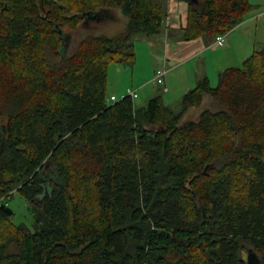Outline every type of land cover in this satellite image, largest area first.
I'll return each mask as SVG.
<instances>
[{
	"label": "trees",
	"instance_id": "trees-1",
	"mask_svg": "<svg viewBox=\"0 0 264 264\" xmlns=\"http://www.w3.org/2000/svg\"><path fill=\"white\" fill-rule=\"evenodd\" d=\"M197 1L187 41L227 34L252 9ZM117 10L124 30L87 34L61 58L65 28ZM166 14L160 0H0V264H249V251L264 264V48L216 86L201 79L181 112L161 94L139 111L128 95L106 100L109 66L133 64L132 37ZM205 95L224 109L183 122ZM15 193L33 231L12 221Z\"/></svg>",
	"mask_w": 264,
	"mask_h": 264
},
{
	"label": "crops",
	"instance_id": "crops-1",
	"mask_svg": "<svg viewBox=\"0 0 264 264\" xmlns=\"http://www.w3.org/2000/svg\"><path fill=\"white\" fill-rule=\"evenodd\" d=\"M165 2L168 8L162 23L163 33L160 35L162 51L155 63L150 61L148 69L144 68L145 74L142 81L138 83V87L149 95L153 90H148L146 83L161 65L167 70L164 86H162L163 91L168 94L167 97L175 94L181 97L194 88L201 79L206 77L210 82L215 77L220 79L223 70L238 65L241 60L248 58L255 50L264 47L258 38V22H255L264 13H251L236 28L224 34L222 45H216L214 44L215 39L209 42L203 38L187 41L183 37L189 6L192 3L198 4L197 0H166ZM254 25L257 26L254 28ZM135 70L136 68L132 74H135ZM108 95L110 96V94ZM138 98L139 96L136 99Z\"/></svg>",
	"mask_w": 264,
	"mask_h": 264
},
{
	"label": "rangeland",
	"instance_id": "rangeland-1",
	"mask_svg": "<svg viewBox=\"0 0 264 264\" xmlns=\"http://www.w3.org/2000/svg\"><path fill=\"white\" fill-rule=\"evenodd\" d=\"M160 1L167 11L168 7L167 3L165 2L166 0ZM250 3L252 4V9L246 18L251 13H264V0H250ZM117 11L119 17H117L116 20H107L102 18L99 21H96L95 18H91L89 21L84 22L83 25H81L76 31H72L70 28H65L64 32L62 33L63 44L60 48L61 58L65 59L67 56H69V54H71V52L79 44L80 40L87 34H105L112 36L124 30L128 17L125 16L121 10ZM255 22H258V38L260 40V44H264V14L259 17V20ZM257 25H254L253 27L255 28ZM163 29L164 26L162 25L159 31L156 33L148 34L143 31L137 32L132 37L136 49V59L134 63L130 65L112 63L109 66L108 93L110 96L115 95L119 100L128 94L129 89L136 90L139 96V98L135 100L136 109L138 111L141 109L140 107L147 106L149 100L152 97H155L159 94L164 95L163 100L165 104L175 112H181L183 109V95L178 97L175 94L171 97H167L168 94L163 91L162 85L153 83V77L155 76V73L153 77L146 83L148 90H153L151 95L138 87V83L142 81L145 70L148 69V63L150 61L155 63L156 58L160 56V52L162 51L160 35H162ZM49 59L51 62L56 61L52 55H49ZM244 60H241L238 65L235 66L242 65ZM159 67V69L164 68L163 65ZM135 68L136 72L135 74H132ZM218 82L219 77H215L211 80V84L213 86H216ZM204 109L217 111L224 109V105L214 97L205 95L201 105L191 107L184 113L182 121L185 122L199 120L200 114ZM8 204L14 210V216L12 217L13 223L17 225L25 224L33 231L35 216L30 204L25 200V198L22 195L15 193L14 196L8 200Z\"/></svg>",
	"mask_w": 264,
	"mask_h": 264
},
{
	"label": "built area",
	"instance_id": "built-area-1",
	"mask_svg": "<svg viewBox=\"0 0 264 264\" xmlns=\"http://www.w3.org/2000/svg\"><path fill=\"white\" fill-rule=\"evenodd\" d=\"M223 43H224V34L217 35L216 38H215L214 44L222 45ZM166 74H167V70L165 68L158 69L155 72V76L153 77V83L160 84V85L164 86ZM165 90H167L166 87H165ZM127 95L130 96L132 99H136L138 97L137 91L136 90H132V89L128 90V94ZM106 100H107L108 103H112V102L118 101V99H117V97L115 95L108 96L106 98Z\"/></svg>",
	"mask_w": 264,
	"mask_h": 264
},
{
	"label": "water",
	"instance_id": "water-1",
	"mask_svg": "<svg viewBox=\"0 0 264 264\" xmlns=\"http://www.w3.org/2000/svg\"><path fill=\"white\" fill-rule=\"evenodd\" d=\"M98 14H99V13H98ZM98 14H94V16H93L92 18L97 17ZM89 15H90V13H87V14L84 15L85 18H86V20H87V18L89 17ZM46 194H49V192H48L47 190H46ZM253 259H257V256H256V254L253 253L252 251H249V252H248V262H249V264L252 263Z\"/></svg>",
	"mask_w": 264,
	"mask_h": 264
}]
</instances>
